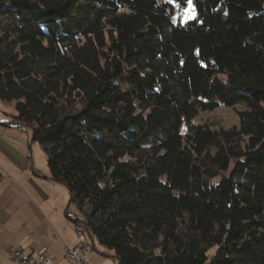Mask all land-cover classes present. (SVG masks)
Segmentation results:
<instances>
[{"label": "trees", "instance_id": "1", "mask_svg": "<svg viewBox=\"0 0 264 264\" xmlns=\"http://www.w3.org/2000/svg\"><path fill=\"white\" fill-rule=\"evenodd\" d=\"M192 4L0 0V100L119 264H264V0Z\"/></svg>", "mask_w": 264, "mask_h": 264}, {"label": "crops", "instance_id": "2", "mask_svg": "<svg viewBox=\"0 0 264 264\" xmlns=\"http://www.w3.org/2000/svg\"><path fill=\"white\" fill-rule=\"evenodd\" d=\"M12 115L0 118V264H18L8 254L12 248H21L26 256L47 253L53 257L52 264H77L65 254L67 246L78 243L75 217L65 208L70 191L40 175L31 156L4 138L8 130L24 140L29 138L25 127L13 122ZM89 239L91 264H119L113 250Z\"/></svg>", "mask_w": 264, "mask_h": 264}, {"label": "rangeland", "instance_id": "3", "mask_svg": "<svg viewBox=\"0 0 264 264\" xmlns=\"http://www.w3.org/2000/svg\"><path fill=\"white\" fill-rule=\"evenodd\" d=\"M173 5V20L177 21L180 18L183 22L187 21L190 18L195 16V9L193 8V4L190 6L187 4L186 6H181L174 0H168ZM208 75H213V73H208ZM245 109L243 104L238 103L236 108L220 106L218 109L212 111H202L196 118V123H205L212 125L213 129L219 128H233L239 125V116L238 111ZM10 114H14V104L13 102H4L0 100V118L1 119H9ZM25 130L28 132V140H24L22 137H19L14 131L8 130L4 133V138L13 142L16 146H18L19 150L25 151L28 155L31 156V159L34 160L35 167L38 169L40 175H46L50 177L49 167L47 165V156L40 144L37 141L32 140V128L25 127ZM1 132V131H0ZM69 190V189H68ZM70 193V192H69ZM70 198V196H69ZM66 204L65 208H68V212L72 213V218H77L79 221L85 218L86 208H80L75 201H70ZM69 205V206H68ZM188 217V214L184 215ZM8 234V233H7ZM4 235V233H2ZM88 237V234H87ZM3 239H7V237L3 236ZM99 246V243L96 242ZM103 246V245H102ZM107 248V247H105ZM93 250V249H92ZM92 250L89 254L93 253ZM97 253V252H95ZM91 263V261H90Z\"/></svg>", "mask_w": 264, "mask_h": 264}, {"label": "built area", "instance_id": "4", "mask_svg": "<svg viewBox=\"0 0 264 264\" xmlns=\"http://www.w3.org/2000/svg\"><path fill=\"white\" fill-rule=\"evenodd\" d=\"M74 232L78 238V243L74 246H67L65 254L77 264H91L90 251L93 249L89 237L85 235V229L81 223H74ZM10 258L18 264H52L53 257L47 253L39 256L24 255L21 248L8 250Z\"/></svg>", "mask_w": 264, "mask_h": 264}, {"label": "bare ground", "instance_id": "5", "mask_svg": "<svg viewBox=\"0 0 264 264\" xmlns=\"http://www.w3.org/2000/svg\"><path fill=\"white\" fill-rule=\"evenodd\" d=\"M77 223H81V225L84 227V229H85V225L82 223V222H80V221H76ZM85 235H86V229H85ZM86 237H87V235H86Z\"/></svg>", "mask_w": 264, "mask_h": 264}, {"label": "snow or ice", "instance_id": "6", "mask_svg": "<svg viewBox=\"0 0 264 264\" xmlns=\"http://www.w3.org/2000/svg\"><path fill=\"white\" fill-rule=\"evenodd\" d=\"M188 4L191 6L192 5V0H188Z\"/></svg>", "mask_w": 264, "mask_h": 264}]
</instances>
